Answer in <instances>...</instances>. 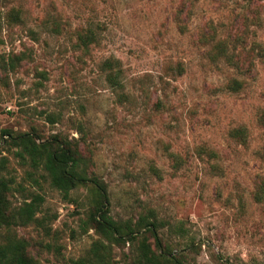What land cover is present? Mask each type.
<instances>
[{
    "label": "rangeland",
    "instance_id": "rangeland-1",
    "mask_svg": "<svg viewBox=\"0 0 264 264\" xmlns=\"http://www.w3.org/2000/svg\"><path fill=\"white\" fill-rule=\"evenodd\" d=\"M180 1L0 0V176L10 207L37 194L44 217L0 227V242L24 239L39 264H72L104 242L88 187L53 188L3 131L56 134L90 156L113 218L152 208L159 231L181 221L163 240L186 264H264V198L252 197L264 184V0H192L177 18ZM85 28L95 41L83 49ZM108 58L122 88L105 80ZM240 126L243 140L229 134ZM109 247L112 264H130L134 244Z\"/></svg>",
    "mask_w": 264,
    "mask_h": 264
},
{
    "label": "trees",
    "instance_id": "trees-1",
    "mask_svg": "<svg viewBox=\"0 0 264 264\" xmlns=\"http://www.w3.org/2000/svg\"><path fill=\"white\" fill-rule=\"evenodd\" d=\"M192 0H181L177 6L176 16L188 14ZM13 13V12H12ZM16 17V14H15ZM77 45L86 49L95 41V33L90 28H85L76 34ZM221 55L237 70H241L239 59L228 53L226 43H216ZM17 58V57H15ZM102 69L105 71V80L113 88H122L121 68L119 61L108 58L102 61ZM227 87L236 91L240 82L230 79ZM3 134L9 136L13 146L17 148L16 154L20 158H27L29 165L34 170H40L48 178L50 185L63 194L78 186H86L89 189L87 221L91 228L98 233L100 239L94 240L87 251L72 259V264H112L110 257V244H134L130 264H186L184 259L173 253L163 240L169 231L184 233L185 229L181 221H177L173 227L167 226L164 230V222L157 218L152 208H145L139 212L136 219H115L109 213V199L106 187L99 179L88 170L90 156L80 150L77 142L59 137L56 134L50 138L35 141L28 132L11 134L4 130ZM233 138L243 140L244 128H233L229 132ZM213 153L212 151H210ZM9 190L8 182L0 176V227L8 229L10 226L26 225L35 221L44 226V217L36 218L41 198L39 195H31L29 200L22 201L17 207H10L7 198ZM256 201L264 198V184L257 186L252 192ZM151 239V241L149 240ZM0 264H39L28 252L27 242L16 236L6 235L0 242Z\"/></svg>",
    "mask_w": 264,
    "mask_h": 264
}]
</instances>
